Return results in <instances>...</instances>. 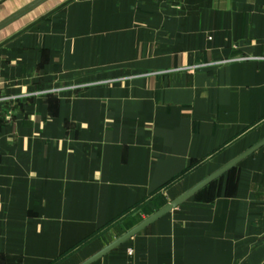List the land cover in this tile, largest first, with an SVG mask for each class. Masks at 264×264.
Returning a JSON list of instances; mask_svg holds the SVG:
<instances>
[{"label":"crops","instance_id":"obj_1","mask_svg":"<svg viewBox=\"0 0 264 264\" xmlns=\"http://www.w3.org/2000/svg\"><path fill=\"white\" fill-rule=\"evenodd\" d=\"M32 6L0 29V264H264V145L102 255L264 142V0H0V26Z\"/></svg>","mask_w":264,"mask_h":264},{"label":"water","instance_id":"obj_2","mask_svg":"<svg viewBox=\"0 0 264 264\" xmlns=\"http://www.w3.org/2000/svg\"><path fill=\"white\" fill-rule=\"evenodd\" d=\"M33 8H35V7L32 6L31 8L26 9V10L18 13L16 16H14L13 18H11L8 22H6L3 25H1L0 26V29L3 28V27H5V26H7V25H9L10 23L14 22L15 20L21 18L22 16H24L25 14H27L28 12H30ZM263 145H264V142H262L259 146H257L256 148H254L253 150H251L250 152H248L247 154H245L244 156H242L241 158H239L235 162L227 165L225 168H223L222 170H220L216 174L212 175L210 178H208L207 180H205L204 182H202L199 186H197L196 188H194L192 191H190L188 194H186L185 196H183L179 200L173 202L171 205H169L167 208H165L162 212H160L159 214H157L155 217H153L148 222H146L145 224H143L141 227H139L138 229H136L134 232L128 234L123 240H120L119 242H117L116 244H114L113 246H111L109 249H107L105 252H103L102 255L105 254V253H107L108 251H110L111 249H113L114 247H116L117 245H119L124 240L132 237L133 235H135L136 233H138L139 231H141L143 228H145L147 225L151 224L152 222H154L155 220H157L158 218H160L164 214H166L169 211H171L173 208H177L178 206H180L185 200H187L193 194H195L196 192H198L199 190H201L202 188H204L205 186H207L209 183H211L212 181H214L215 179H217L219 176H221L222 174H224L228 169L232 168L236 163L240 162L242 159H244L245 157H247L252 152H254L256 149L260 148ZM98 257H100V256H98ZM97 258H95V259H97ZM95 259H93L92 261H94ZM92 261H90L88 264H90Z\"/></svg>","mask_w":264,"mask_h":264},{"label":"rangeland","instance_id":"obj_3","mask_svg":"<svg viewBox=\"0 0 264 264\" xmlns=\"http://www.w3.org/2000/svg\"><path fill=\"white\" fill-rule=\"evenodd\" d=\"M23 22H24V20H23ZM23 24V23H22Z\"/></svg>","mask_w":264,"mask_h":264}]
</instances>
